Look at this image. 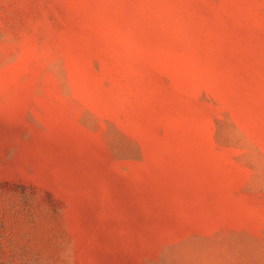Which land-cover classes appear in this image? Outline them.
<instances>
[{"label":"rangeland","instance_id":"rangeland-1","mask_svg":"<svg viewBox=\"0 0 264 264\" xmlns=\"http://www.w3.org/2000/svg\"><path fill=\"white\" fill-rule=\"evenodd\" d=\"M0 264H264V0H0Z\"/></svg>","mask_w":264,"mask_h":264}]
</instances>
